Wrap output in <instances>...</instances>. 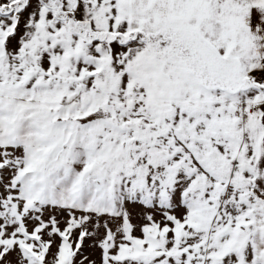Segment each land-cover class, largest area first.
<instances>
[{"label":"snow or ice","instance_id":"snow-or-ice-1","mask_svg":"<svg viewBox=\"0 0 264 264\" xmlns=\"http://www.w3.org/2000/svg\"><path fill=\"white\" fill-rule=\"evenodd\" d=\"M0 264H264V0H0Z\"/></svg>","mask_w":264,"mask_h":264}]
</instances>
